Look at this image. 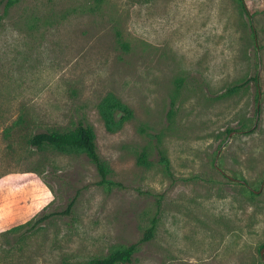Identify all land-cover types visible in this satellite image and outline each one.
I'll return each instance as SVG.
<instances>
[{
	"label": "rangeland",
	"instance_id": "1",
	"mask_svg": "<svg viewBox=\"0 0 264 264\" xmlns=\"http://www.w3.org/2000/svg\"><path fill=\"white\" fill-rule=\"evenodd\" d=\"M242 1L251 19L239 0H20L0 18V264H86L152 220L129 264H263L264 0ZM108 93L134 113L115 132ZM79 121L114 185L82 152L28 143Z\"/></svg>",
	"mask_w": 264,
	"mask_h": 264
},
{
	"label": "trees",
	"instance_id": "2",
	"mask_svg": "<svg viewBox=\"0 0 264 264\" xmlns=\"http://www.w3.org/2000/svg\"><path fill=\"white\" fill-rule=\"evenodd\" d=\"M20 0H0V18L5 17L9 14V11L14 7ZM241 9L244 13H247L249 19L252 18L246 5L242 0H239ZM117 40L120 44L126 48L127 43L122 40L119 31L116 32ZM258 75H254L241 80L240 82L230 86L225 91V94H233L240 89L246 88L250 81L257 82ZM258 108L256 113H258ZM98 113L104 124V127L109 132H115L119 130L125 122L131 120L134 116L133 110L124 103L119 97L113 93L106 94L98 104ZM141 132L148 134L145 128H141ZM95 133L91 126L79 121L73 128L58 131V130H46L40 131L32 134L28 138V143L34 147H42L44 145H50L62 152H82L84 153L89 161L95 166L100 178L99 183L111 186L114 185L108 178L109 167L101 159L97 151V146L95 142ZM158 137V136H154ZM158 139V138H157ZM158 141V140H157ZM158 162L163 165L165 171L170 175V161L162 154V151L157 146ZM137 162L141 165L149 166L151 165V160L148 158V154L145 149H141L137 153ZM76 198L73 197L67 203L64 209L54 210L45 213L41 216V220H47L52 217H57L61 215H70ZM155 220H152L151 226L147 228L142 238L135 243H130L117 248L111 249L106 255L101 257H93L86 264H129L132 262L133 255L137 250L140 243L149 240L153 236ZM21 225H15L9 228L10 232L16 231ZM263 248V247H262Z\"/></svg>",
	"mask_w": 264,
	"mask_h": 264
},
{
	"label": "water",
	"instance_id": "3",
	"mask_svg": "<svg viewBox=\"0 0 264 264\" xmlns=\"http://www.w3.org/2000/svg\"><path fill=\"white\" fill-rule=\"evenodd\" d=\"M215 163H216V161H215ZM218 169H219V168H218ZM219 170H220V169H219ZM258 191H259V190H258ZM263 254H264V247L260 249V255H261V257H262V261H263V264H264V256H263Z\"/></svg>",
	"mask_w": 264,
	"mask_h": 264
}]
</instances>
